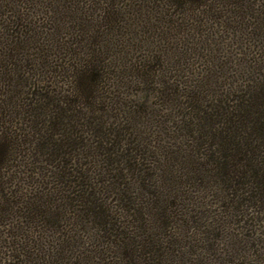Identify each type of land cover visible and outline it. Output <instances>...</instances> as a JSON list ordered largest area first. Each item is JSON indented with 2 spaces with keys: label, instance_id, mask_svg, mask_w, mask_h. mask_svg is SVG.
I'll return each mask as SVG.
<instances>
[{
  "label": "trees",
  "instance_id": "16d2710c",
  "mask_svg": "<svg viewBox=\"0 0 264 264\" xmlns=\"http://www.w3.org/2000/svg\"><path fill=\"white\" fill-rule=\"evenodd\" d=\"M256 4L0 0V115L2 104L16 109L36 137L23 143L0 131V206L42 228L31 252L25 243L0 264H161L156 234L187 210L191 185L232 198L253 186L264 201V57L229 73L218 53L234 39L170 40L184 17L198 31L210 18L227 31L250 19L256 34L264 29ZM134 22L146 39H115ZM192 57L207 70H191Z\"/></svg>",
  "mask_w": 264,
  "mask_h": 264
},
{
  "label": "rangeland",
  "instance_id": "374dc122",
  "mask_svg": "<svg viewBox=\"0 0 264 264\" xmlns=\"http://www.w3.org/2000/svg\"><path fill=\"white\" fill-rule=\"evenodd\" d=\"M255 2H257L258 9L264 10V0H255ZM125 12L129 14L130 11L125 10ZM204 20L207 21L208 19L204 18ZM233 20H235L234 16ZM249 21L246 22V28L244 26L231 25L227 31L219 20L210 18L203 28L198 31L192 30L194 27L193 21L189 17H184V22L182 23L185 28L184 32L177 35L174 31L172 33L174 38L171 37L170 40L178 42L177 39H187L188 35H190L189 39H212L220 43V39L224 42H232L228 40L234 39L233 43L230 44L232 47H229V45L224 46L226 51H221L218 55H220V58L228 57L230 59L231 64L229 66L231 70H229V73L241 71V69L247 72L244 67L238 65L239 60L241 62L244 60L249 62V59L256 57V55L260 56V58L264 57V34L260 33V31L264 32V29L261 30L260 28L259 34H255L253 28L249 27ZM171 23L175 24V19ZM157 25L159 30H164L165 25L162 26L158 21ZM145 30L148 32L142 24L134 22L130 30H124L123 34H118L115 39L121 42L126 39L144 40L146 39V34H143V32H146ZM157 33L158 31H155L149 39H153V41L158 39ZM235 41H239L241 45H237ZM163 48L155 49V52L157 50L163 52ZM142 49H138V51H142ZM143 52L145 53L144 50ZM139 53L137 52V54ZM171 58L176 60L175 55H171ZM199 58L192 57L194 60L190 61V64H192L191 70L194 68L195 73L202 74L208 67L199 64ZM163 62L167 63L169 60L164 57ZM212 68L215 69V67ZM26 70L27 68L24 69V71ZM128 95H130V91L126 93L127 101L130 100ZM18 102L16 101L17 105ZM24 107V105H19L17 109L24 112ZM2 108L7 111H3L0 115L2 119L0 131L2 134L7 128L6 130L9 134H16V137L23 140V143L29 141L31 144L32 139L34 141L36 137L33 138L31 134L29 117L26 118L25 115L19 118L15 117L13 112L17 110L12 107L7 108L6 104H2ZM20 121L22 122L21 125L19 124ZM151 143H153V140H151ZM165 143L168 144V141L165 140ZM31 147L32 145H25L23 148L25 150ZM14 153L15 150L13 148L12 155ZM9 176H11L10 173L4 175V178ZM1 181L3 180L1 179ZM252 187L247 186L245 190L233 193V195L236 194L233 198L232 196H227L219 186L199 187L191 185L188 187L184 191L186 192L185 196H188V198L183 202V205L188 204L187 210L183 207L180 208L177 214L178 218L172 221L171 229L156 234L162 243V247L154 262L161 264H264V201L262 197H259V194H256L257 189ZM23 188L24 193L28 192L26 191V186H23ZM9 189H12V186ZM0 209L2 210L0 211V263L4 262V259L8 263L6 260L8 253L11 251L14 253L17 247L21 249V245L27 243V245H30V252L32 251V238L36 235L40 236L41 234L37 233V231H41L42 228L37 229L35 225L29 227L17 216L13 214L6 215L3 207L0 206ZM182 214L186 215L185 218ZM150 224L153 223L151 222ZM38 226L40 225L38 224ZM59 232H61V229ZM150 232H153V230H150ZM41 233L46 234L47 231ZM25 234H30L28 240L24 237ZM56 234L58 235L57 232ZM89 235L88 231L85 233L82 230L80 231V236L86 238L84 239L85 242L88 241ZM23 251L24 249H21L22 254L24 253ZM33 257L30 254L29 259H34ZM142 264L147 263L142 261Z\"/></svg>",
  "mask_w": 264,
  "mask_h": 264
}]
</instances>
